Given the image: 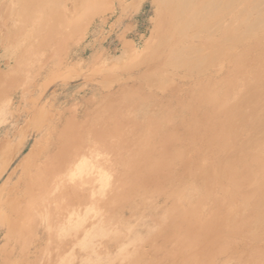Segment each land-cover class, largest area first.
I'll return each mask as SVG.
<instances>
[{"label":"rangeland","instance_id":"374dc122","mask_svg":"<svg viewBox=\"0 0 264 264\" xmlns=\"http://www.w3.org/2000/svg\"><path fill=\"white\" fill-rule=\"evenodd\" d=\"M60 1L65 5L63 4V6ZM60 1L48 0L47 2L44 0L43 4L46 5L44 6L46 8L50 7L53 15H50L51 18L48 19L44 17V19H42V25L39 23V25L36 24L38 27H34L35 24H32L33 21H30L29 18L26 17L27 15L25 18L21 15V21L24 19V22H26L24 23L22 21L20 24L22 26L13 27V30H11L10 27L11 25H15L17 20L15 21L13 17L10 18L7 16L9 5L12 4L10 3L11 0L0 1V13L3 14L2 16L0 14V23L2 24V26H0V264H128L132 263L131 259H129L131 257H133L132 261L134 262L132 264H139V262L140 264H144L145 262V264H148L149 260V264H264V187H261L264 186V167L262 168V166H264V42L262 41L264 40V29H261V27L264 28V0H261L263 4L261 9L262 13L260 14H252V12L247 14V11H244V9H247L250 5L248 3H254L255 0H245L246 2L244 0H239V2L236 0L235 5L231 3L230 0H218L216 3L212 1L218 6L216 10L211 9L212 11L210 10L209 14L206 13V11L198 12L197 14L191 13L192 20L187 16L190 15L188 12L191 10L188 11L187 8L186 13V11L184 12L185 9L183 12H180L178 8L176 9L173 7L175 8L173 10L174 12L178 13L179 11L181 16H185L183 17L186 18L188 24L190 20L193 22L189 25L190 27L192 26L191 28L196 26L192 25L195 22L199 21L200 24L203 21L205 22L202 24L206 25V28L202 26V31H197L198 33L192 32L189 29L185 30L186 32L181 31V33H185L184 35L179 33H176L177 35H171L169 32L167 33L169 30L156 33L159 32L160 28L165 30V26L170 22H167L165 18H160V15L164 17L165 13L164 8L161 7L162 0H158L159 5L157 3L155 4L154 0H101V2L103 1L105 4L103 2L101 3L100 0H93L91 3L90 0H86L87 2L84 0L85 7L82 6L83 0H78V2L77 0ZM97 1L99 3H97ZM257 1L259 0H256V2ZM4 3L5 5H3ZM85 3L87 4L85 5ZM93 4L102 12H100V10L97 11L95 7V9L92 8L94 6ZM15 8H17V6ZM57 9L59 10V14ZM169 9L171 10V8ZM169 9L168 11L170 13ZM93 10L97 12L95 13ZM173 11L171 12L173 13ZM62 12V16H65V20L63 18L60 20L64 21V25L58 23L60 13ZM68 15L70 19L66 18ZM199 15L202 16L200 17ZM206 16L209 19H207ZM53 17H56L57 20L53 19ZM183 17L181 18L184 19ZM166 18L170 20V17ZM181 18L178 21L182 22L183 20H181ZM160 20L165 21L161 23ZM27 21L30 24L27 23ZM67 21L69 22L67 23ZM4 22H6V24H4ZM83 24L86 26H83ZM257 24H259V26ZM247 26L250 27L249 30ZM71 27L74 29L72 30ZM24 28L27 32L26 36H30L28 38L24 37L25 41L20 45L19 39L16 40V37L22 36L25 31ZM54 28L62 29L60 31H55ZM67 32H69L68 36L64 39ZM150 32H153L155 35ZM193 33L196 34L195 38L193 37ZM151 34L152 36H150ZM32 36L34 37L32 38ZM42 36H44V38ZM45 36L48 38H45ZM185 36H187V39ZM77 37H79V40ZM161 37H166V40L162 41V46L159 44L158 47L160 49L158 50L156 45H158V41L161 40ZM45 39L48 41L46 42ZM190 40L195 43L191 50L186 46H191L189 45L192 43ZM31 41L34 42L31 43ZM38 41H40V43ZM253 41L256 45L253 44ZM52 42L54 43L52 44ZM213 44L214 46H212ZM248 45H250V47ZM32 47H35L33 51ZM168 47H170V49H168ZM37 50L38 52L36 53ZM41 51L44 53L42 52L41 54ZM56 51H58V53ZM206 52L208 53L206 54ZM254 52H257L258 58L257 56L255 57L256 54ZM253 53L255 55H253ZM259 53H261L260 55L262 56H260ZM197 54L202 58L197 56ZM237 55H241L242 58ZM235 56L237 57L235 58ZM245 56L248 57L245 58ZM195 57L200 60H198V65L194 70L188 67L192 61L196 60ZM233 58H235V60ZM236 59H240L248 65H244L240 60V62L238 61L237 63ZM21 64L23 66H21ZM254 64L255 67L253 66ZM232 65L235 66L233 67ZM117 67L119 68L116 69ZM250 67L252 68L251 71H249ZM238 68L240 70H238ZM258 68L261 70L260 72ZM254 72H256L255 74L258 73L260 76L253 74ZM235 79H239V81ZM240 79L242 80L240 81ZM235 82H238V84H236L237 86H235L237 88L234 87L235 84L233 83ZM241 82L243 83L241 84ZM135 84L137 87H134L136 86ZM230 85L235 88V90H233L234 92H240L239 94L235 92L236 95L234 94V97H232V99L236 101L237 108H226L223 105H216V101L212 99L214 97H210L212 90L216 89L213 92L216 94L215 91H218V87L226 89L225 87ZM160 86L163 87V89ZM172 88H174L173 90L177 89L179 93L178 99L172 98L174 102L169 98L170 96H168V91ZM236 89H239V92ZM126 90L131 93L133 92V94L130 95L126 93ZM206 90H209V94ZM123 96L124 98L122 99ZM125 96H128V98ZM131 98H133V100ZM150 98H152L151 101ZM138 99H148L151 105L156 103L158 107L170 110L169 113L171 115L166 113L168 119L164 123L167 126L165 128L167 132L163 133L159 131V133H156L157 131H155L150 135L151 139H146V141L141 140L142 142L137 141L139 138H137V131L139 130L137 129L138 126L135 125V127L134 124H137L138 120L136 122L134 119L135 122L133 121L134 123H132V118L135 117L132 113L133 111L131 112L129 108L127 110L130 114L128 113L127 116L125 113L127 114V105ZM121 100L124 101L121 102ZM176 104L179 105L177 106ZM180 106L185 109V113L183 111H181V114L175 113ZM104 109L105 114H103ZM207 112L208 114H206ZM98 113L101 114L96 115ZM121 113L122 115L124 113L122 118ZM104 117L107 118V120H105ZM96 119L97 125L99 124L100 126L96 125L94 121ZM102 119L105 121H101ZM113 119L119 124L114 121L111 123ZM123 119L125 120L123 121ZM68 120L71 121L69 122ZM72 120L78 123L75 124ZM170 120H172L171 125L167 123ZM81 121H85V125ZM221 121L225 122L223 123ZM80 122L82 126L79 125ZM91 122H93L95 126H92L93 123ZM193 122L195 123L193 124ZM152 123L149 124L151 132L154 130V124ZM185 123L188 124V130L185 128L187 125ZM210 123L213 124L210 125ZM71 124L72 126L70 128L69 125ZM138 124L140 125L141 123L139 122ZM223 124L225 126H223ZM115 125H120L121 128ZM204 125H206V128ZM88 126H92V130L94 129L93 131L97 129L98 131L93 132L91 130V136L88 135L90 138L87 137L88 140L84 139V143L79 139H82V134L83 132L85 133L84 129ZM124 126L126 127L124 128ZM127 126H132L134 131L130 128H128L130 129L128 131ZM75 127L76 130H74ZM82 127L84 128L81 129ZM110 127L112 129H109ZM62 128L66 130H62ZM208 128L213 130H210V132H215L213 133L214 135L212 132H209ZM217 128L220 130L222 129V133ZM194 129H196V131L198 130V132ZM227 129L230 130L227 131ZM224 130L227 131L226 134L231 132L232 135L228 133L229 137H226V134H223ZM170 131H173V133ZM120 132L122 134L118 137ZM96 133L102 135L101 137L103 138L105 137V140L101 138L102 141H104L102 145L98 143L100 141L97 139ZM174 133L177 135H174ZM203 134L206 135L204 136ZM216 134H218V136H215ZM182 135H184V137ZM64 136L68 137V143L65 147L62 141ZM114 136L120 139H116ZM176 136L178 137L176 138ZM181 136L182 138H180ZM95 137L97 138L95 139ZM88 141L90 144L87 143ZM108 141H110V143ZM224 141H226L227 144ZM234 141H236V144H233ZM188 142L191 144H188ZM70 143H72V145ZM116 143L119 145L122 144V146L117 144L116 147ZM241 143L245 144V146ZM103 144H105L104 147ZM113 144H115V147ZM223 144L224 146H222ZM257 144L259 146H257ZM58 145L61 146L59 147ZM106 145L110 146L108 147ZM233 145L236 147L237 151H233V149H235ZM96 146H99V148ZM107 147L108 149L114 147L117 153L115 150L116 154L113 153V155L112 149L114 148L109 149L112 150L109 151L108 149H104ZM179 147L180 149H178ZM135 148L136 150H134ZM176 148L180 151H174V153L173 150H176ZM239 148L242 149V151H240ZM88 149L92 154H90ZM103 149L108 151L105 152ZM243 149H245V151H243ZM123 150L125 152H123ZM140 150H143L142 153H140ZM152 150L154 152H152ZM207 150L210 152H207ZM126 151H128V154L131 153V156H129L130 154L128 155ZM73 152L75 154L74 159H72L73 162L72 160H66L67 162L64 161L62 166H67L69 162H72L70 165L73 164V166L71 165L70 168L73 169L74 165L79 163L82 159H86L88 163L94 165V167H92L95 169H92L97 175H95V172L90 168L86 173H77L73 178L70 176L65 178L66 176H63L62 178L65 179L60 181L56 174L59 176L65 173L60 169V171H62L61 174L57 173L60 171H54L55 174L52 170L54 169L53 164L56 163V165H58L62 161L61 159L64 158L63 155L69 157ZM228 152L230 153L228 154ZM54 153L56 155L58 154L56 157L59 158L57 159L59 161L52 160L51 155H54ZM173 153L174 155H172ZM251 153L252 155H250ZM132 154H136L135 157ZM254 154H257V157H255ZM116 155L119 157L121 156V158H117ZM227 157L229 158L228 160L232 161L229 162ZM219 158L220 160H218ZM248 159L250 160L248 161ZM258 160L262 165H260ZM118 161H120V163ZM114 162L117 163V165H115L116 167L113 166ZM154 162L158 165H153ZM110 163L111 165H109ZM240 163L242 164L239 165ZM135 164L136 166H134ZM245 164L246 167L244 166ZM123 165L126 166L124 167ZM47 166H50L49 169H46ZM109 167L111 169H109ZM139 167H142L141 170H139ZM145 167H147L149 171L146 170ZM227 168H231L233 172ZM101 169H103L104 172L108 171V173H105L107 177L103 185H101L98 179L99 172L97 170ZM48 170L53 173L51 172L50 175ZM109 170H111V172ZM181 170L184 171L182 172ZM253 170H257L258 172L254 173ZM44 172L47 173V176L49 175V178L45 179L47 176ZM248 172H251V174ZM52 175L53 177L51 178ZM228 175L230 177H228ZM60 177L61 176H59V178ZM241 177H243V179ZM66 179L69 183L71 182L72 185L76 182L77 185L80 186L72 188L71 184L68 183L69 185H67V183H65ZM50 180L51 182H49ZM57 180H59L61 184L57 183ZM184 180L187 181V183L184 182ZM109 181H111L110 185ZM97 182H99L101 187L97 185ZM62 183H64L65 186ZM185 183L191 185L192 189H197L196 192L195 190H190L189 192L182 191L184 190L182 187ZM38 184L40 186H38ZM51 188L54 190H51ZM93 191L98 192V194H94ZM250 191L252 192L250 193ZM62 192H64V194ZM186 193L191 195L189 196ZM31 194L33 195L30 196ZM34 194H38V197ZM39 195L40 197L42 196V198H39ZM44 195H47L46 198ZM242 195L244 197H242ZM25 197L28 199V202L30 199L29 205L27 202L28 207L30 203L31 205L33 203V207H29L28 210L23 209V207L27 208V206L24 204H22V206L20 204L26 203L27 199ZM56 197L59 199L62 198V201L58 198L56 199ZM38 199H41V201H38ZM186 199H191V202ZM33 200L36 201L35 205V201ZM182 201L186 202L182 203ZM250 201L252 204H250ZM62 202H65V204ZM18 204H20V206ZM46 206H48V208ZM34 207L35 209H33ZM19 212L20 214L16 215ZM27 212L29 214H27ZM215 213L218 215H215ZM8 217L9 219L12 217L10 221ZM175 217L176 219H173ZM71 218H73L74 222H72L73 220H69ZM77 220L79 221L77 222ZM6 221H9V223ZM174 223L175 225H173ZM86 231H88V234ZM71 236L74 237V239H72ZM75 239L80 241L77 242ZM157 245L162 247L160 248ZM150 246H152V248ZM156 250L158 252H155ZM126 258H128L129 261ZM142 261L143 263H141Z\"/></svg>","mask_w":264,"mask_h":264},{"label":"bare ground","instance_id":"6f19581e","mask_svg":"<svg viewBox=\"0 0 264 264\" xmlns=\"http://www.w3.org/2000/svg\"><path fill=\"white\" fill-rule=\"evenodd\" d=\"M0 1H2V0H0ZM47 2H48V0H46ZM51 1V0H50ZM60 1V0H59ZM64 1V0H63ZM68 1V0H67ZM73 1V0H72ZM76 1V0H75ZM82 1V0H81ZM86 1V0H85ZM93 0H90V3L92 2ZM106 1V0H105ZM119 1V0H118ZM159 1H161V0H159ZM212 1H214L215 3L216 2H218V0H162V2H161V7L162 8H164V10H165V13H164V17H161V15H160V18H165L166 20H167V22L168 21H170L169 23H167V27L165 26V30L163 29V28H160V30H159V32H156V33H160V32H163V31H167V30H169V31H167V33L169 32V34H171V35H175L176 33H179V34H185V33H181V31L183 32H186L185 30H190V31H192V32H196V33H198L197 31H202L201 29L203 28L202 26H205V28H206V25H203L202 23L200 24L199 23V21L198 22H195L194 24H192V25H196L194 28H191L189 25L191 24V23H193L191 20V16H192V14L191 13H198V12H202V11H206V13H208L209 14V11L211 10V9H213V10H216L217 9V7L218 6H216V4H214ZM220 1V0H219ZM238 2H239V0H237ZM245 1V0H244ZM248 1V0H247ZM52 2H54V1H52ZM61 2V1H60ZM77 2H78V0H77ZM87 2V1H86ZM100 2H101V0H100ZM103 2V1H102ZM101 2V3H102ZM154 2H155V4L157 3L158 5H159V3H158V0H154ZM230 2L231 3H234V5H235V2H236V0H230ZM246 2V1H245ZM253 2V1H252ZM10 3H12V4H10L9 5V11H8V14H7V16L8 17H10V18H14V20L16 21V24L15 25H11V27H10V29L11 30H13V27L15 28V27H19V26H22V25H20L21 24V22L23 21L24 22V19L21 21V15H23V17L25 18V16L26 17H28L29 18V20L30 21H33L32 22V24H35V26L34 27H38V25H39V23L41 24L42 23V19H44V17L46 18V19H48V18H51V16L50 15H53L52 14V9L50 8V7H48V8H46L45 6V4H43L44 3V0H11V2ZM73 3H75V4H77L76 2H73ZM97 3H99L98 1H97ZM104 3V2H103ZM120 3V2H119ZM47 4H49V3H47ZM57 4V3H56ZM61 4H62V2H61ZM64 4V3H63ZM62 4V5H63ZM83 5L82 6H84V0H83V3H82ZM87 3H85V5H86ZM105 4V3H104ZM107 4V3H106ZM111 4V3H110ZM248 4H250L249 6H248V8L246 9H244V11L246 10L247 12V14L248 13H251L252 12V14L254 13H256V14H260V13H262V4H263V2L261 1V0H259V1H257L256 2V0H255V2L254 3H248ZM3 5H5V3L3 4ZM3 5H2V7H3ZM7 5V4H6ZM45 5V6H44ZM60 5V4H59ZM65 5V4H64ZM63 5V6H64ZM69 5H71V4H69ZM94 5V4H93ZM220 5V4H219ZM230 5V4H229ZM17 6V8H15ZM101 6V5H100ZM126 6V5H125ZM231 6V5H230ZM246 6H247V4H246ZM70 7V6H69ZM78 7H79V5H78ZM85 7V6H84ZM90 7H91V5H90ZM96 8L97 9V7H96V5H94L92 8ZM160 7V8H161ZM173 7H175L176 9L178 8L179 10H180V12H183V10H184V12L187 10V8H188V11L189 10H191V11H189L188 13H190V15H187V16H189L190 17V23L188 24V21H186V18H184L183 16H181V14L179 13V11H178V13L177 12H174L173 10L175 9V8H173ZM5 8V7H4ZM55 8V7H54ZM64 8V7H63ZM94 8V9H95ZM100 8V7H99ZM123 8V7H122ZM160 8H159V10H160ZM169 8H171V10L169 9ZM231 8V7H230ZM264 8V7H263ZM73 9V8H72ZM82 9V8H81ZM168 9L170 10V13H169V11H168ZM233 9V8H232ZM1 10V9H0ZM58 10V9H57ZM62 10V9H61ZM90 10V9H89ZM92 10V9H91ZM100 9H97V11H99ZM6 11V10H5ZM56 11V10H55ZM81 11V10H80ZM94 11V10H93ZM96 11V12H97ZM171 11H173V13L171 12ZM212 11V10H211ZM230 11H231V9H230ZM258 11H260V12H258ZM77 12V11H76ZM95 12V11H94ZM93 12V13H94ZM95 12V13H96ZM100 12H102L101 10H100ZM162 12H163V10H162ZM95 13H94V15H95ZM158 13H159V11H158ZM186 13H187V11H186ZM234 13V12H233ZM264 13V12H263ZM1 14V16L3 15L2 13H0ZM58 14H59V10H58ZM62 14H63V12L62 13H60V17H59V20L60 19H64L65 20V16H62ZM162 14V13H161ZM185 14V13H184ZM204 14V13H203ZM244 14V13H243ZM5 15V14H4ZM56 15V14H55ZM65 15V14H64ZM85 15V14H84ZM87 15V14H86ZM158 15V14H157ZM163 15V14H162ZM207 15V14H206ZM198 16V15H197ZM200 16V15H199ZM202 16V15H201ZM200 16V17H201ZM213 16V15H212ZM242 16V15H241ZM241 16H240V18H241ZM244 16H245V14H244ZM243 16V17H244ZM257 16V15H256ZM259 16H261V15H259ZM82 17V16H81ZM166 17H170L169 19L170 20H168ZM181 17H183L184 19H185V21H184V19H182ZM207 17V16H206ZM242 17V18H243ZM249 17V16H248ZM27 18V19H28ZM66 18H69V15H68V17H66ZM181 18V20H183L182 22L181 21H178L179 19ZM193 18V17H192ZM212 18V17H211ZM210 18V19H211ZM253 18H256V17H253ZM1 19V18H0ZM27 19H25V20H27ZM33 19V20H32ZM53 19H56L57 20V18L55 17H53ZM70 19V18H69ZM85 19V18H84ZM200 19V18H199ZM207 19H209L208 17H207ZM206 19V20H207ZM251 19V18H250ZM250 19H248V20H250ZM263 19V18H262ZM3 20V19H2ZM55 20V21H56ZM58 20V23L59 24H61L62 23V25H64L63 23H64V21L63 20H60L59 21ZM68 20V19H67ZM86 20V19H85ZM88 20H90V19H88ZM197 20V19H196ZM204 20V19H203ZM213 20V19H212ZM237 20H238V17H237ZM245 20H247V19H245ZM261 20V19H260ZM259 20V21H260ZM6 21V20H5ZM54 21V22H55ZM63 21V22H62ZM69 21H71V20H69ZM69 21H67V23L69 22ZM161 21V23L163 22V21H165V20H160ZM243 21V20H242ZM258 21V22H259ZM262 21V20H261ZM26 22V21H25ZM24 22V23H25ZM75 22V21H74ZM201 22V21H200ZM212 22H214V21H212ZM255 22H257V21H255ZM27 23H29L28 21H27ZM57 23V24H58ZM66 23V24H67ZM72 23V22H71ZM79 23V22H78ZM81 23V22H80ZM211 23V22H210ZM245 23V22H244ZM246 23H248V22H246ZM262 23V22H261ZM1 24V23H0ZM4 24H6V22H4ZM30 24V23H29ZM36 24H38L37 26H36ZM56 24V23H55ZM54 24V25H55ZM160 24V23H159ZM158 24V25H159ZM165 24V23H164ZM208 24V23H207ZM237 24V23H236ZM27 25V24H26ZM42 25V24H41ZM40 25V26H41ZM47 25V24H46ZM61 25V26H62ZM75 25V24H74ZM73 25V26H74ZM81 25V24H80ZM157 25V26H158ZM258 26H259V24H257ZM262 25V24H261ZM0 26H2V24L0 25ZM23 26H24V24H23ZM44 26V25H43ZM60 26V27H61ZM68 26H69V24H68ZM79 26V25H78ZM83 26H86V25H84L83 24ZM127 26V25H126ZM155 26V25H154ZM188 26H189V28H188ZM215 26V25H214ZM241 26V25H240ZM254 26V25H253ZM264 26V25H263ZM26 27V26H25ZM75 27V26H74ZM160 27V26H159ZM242 27V26H241ZM248 27V26H247ZM33 28V27H32ZM56 28V27H55ZM54 28V29H55ZM63 28V27H62ZM61 28V29H62ZM80 28H82V27H80ZM155 28H156V26H155ZM254 28V27H253ZM17 29V28H16ZM61 29H55V31L56 30H61ZM71 29L73 30L74 28H72L71 27ZM154 29V28H153ZM163 29V30H162ZM227 29V28H226ZM248 30L250 29V27H248L247 28ZM246 29V30H247ZM261 29H264L263 27H261ZM22 30H23V27H22ZM24 30H25V28H24ZM43 30V29H42ZM69 30V29H68ZM67 30V31H68ZM76 30V29H75ZM222 30V29H221ZM220 30V31H221ZM247 30V31H248ZM257 30V29H256ZM258 30H259V28H258ZM48 31V30H47ZM70 31V30H69ZM82 31V30H81ZM219 31V32H220ZM247 31H246V33H247ZM4 32V31H3ZM24 32H25V34H24ZM23 32V34H22V36L21 37H16V40L17 39H19V43H20V45L22 44V42L23 41H25V39H24V37H27L26 35H27V32H26V30ZM35 32V31H34ZM44 32V31H43ZM49 32H50V30H49ZM54 32V31H53ZM64 32H66V31H64ZM76 32V31H75ZM175 32V33H174ZM192 32H191V34H192ZM258 32V31H257ZM262 32V31H261ZM16 33H17V31H16ZM20 33V32H19ZM68 33L69 32H67L66 34L67 35H65L64 36V39L65 38H67L66 36H68ZM150 33H153V32H150ZM264 33V32H263ZM30 34V33H29ZM28 34V35H29ZM51 34H52V32H51ZM56 34H58V33H56ZM61 34V33H60ZM72 34V33H71ZM70 34V35H71ZM154 34V33H153ZM227 34V33H226ZM255 34H256V32H255ZM12 35H14V34H12ZM41 35V34H40ZM46 35V34H45ZM47 35H48V33H47ZM69 35V36H70ZM79 35V34H78ZM155 35V34H154ZM177 35V34H176ZM180 35V36H181ZM188 35V34H187ZM193 37L195 38V33H193ZM30 36V35H29ZM28 36V37H29ZM49 36V35H48ZM61 36H62V34H61ZM80 36V35H79ZM150 36H152V34L150 35ZM214 36V35H213ZM256 36V35H255ZM258 36V35H257ZM264 36V35H263ZM6 37V36H5ZM14 37V36H13ZM27 37V38H28ZM34 36H32V38H33ZM43 38H44V36H42ZM41 37V38H42ZM47 36H45V38H46ZM148 37V36H147ZM154 37V36H153ZM177 37V36H176ZM179 37V36H178ZM183 37V36H182ZM186 37V39H187V36H185ZM192 37V38H193ZM9 38H10V36H9ZM48 38V37H47ZM79 37H77V39H78ZM158 38V37H157ZM166 38V37H165ZM164 37H161L160 39L161 40H159L158 41V45H156V47H158L159 46V44L161 45L162 44V41L164 40H166ZM213 38V37H212ZM261 38V37H260ZM263 38V37H262ZM38 39V38H37ZM76 39V38H75ZM75 39H74V41H75ZM76 39V40H77ZM168 39V38H167ZM189 39H190V36H189ZM214 39V38H213ZM220 39H221V37H220ZM256 39H259V38H256ZM46 40V39H45ZM67 40V39H66ZM79 40V39H78ZM155 40H156V37H155ZM170 40V39H169ZM212 40V39H211ZM216 40V39H215ZM253 40V39H252ZM260 40V39H259ZM4 41V40H3ZM2 41V42H3ZM6 41V40H5ZM12 41V40H11ZM10 41V42H11ZM27 41V40H26ZM48 40H46V42H47ZM53 41V40H52ZM55 41V40H54ZM187 41V40H186ZM191 41V40H190ZM263 42H264V40H262ZM34 42V41H33ZM32 41H31V43H33ZM39 43H40V41H38ZM37 42V43H38ZM42 42V41H41ZM147 42H149V41H147ZM192 43L191 44H189V45H191V46H188V45H186L187 46V48H189V50H191V49H193V45L195 44V43H193V41H191ZM213 42H214V40H213ZM224 42V41H223ZM251 42V41H250ZM257 42V41H256ZM260 42V41H259ZM262 42V43H263ZM19 43H17V44H19ZM24 43V42H23ZM38 43V44H39ZM54 42H52V44H53ZM73 43H75V42H73ZM152 43V42H151ZM154 43V42H153ZM199 43V42H198ZM212 43V42H211ZM219 43V42H218ZM258 43V42H257ZM44 44H45V42H44ZM146 44V43H145ZM197 44V43H196ZM209 44V43H208ZM253 44H255L254 43V41H253ZM11 45V44H10ZM163 45V44H162ZM161 45V46H162ZM256 45V44H255ZM31 46H32V44H31ZM52 46V45H51ZM56 46V45H55ZM154 46V45H153ZM212 46H214V44L212 45ZM249 47H250V45H248ZM19 47V46H18ZM36 47V46H35ZM34 47V48H35ZM39 47V46H38ZM37 47V48H38ZM53 47V46H52ZM143 47H145V46H143ZM192 47V48H191ZM259 47V46H258ZM25 48V47H24ZM28 48V47H27ZM33 48V47H32ZM34 48L32 49V51L34 50ZM152 48V47H151ZM173 48H174V46H173ZM177 48V47H176ZM246 48V47H245ZM253 48H254V45H253ZM257 48V47H256ZM26 49V48H25ZM29 49V48H28ZM55 49V48H54ZM160 48L158 47V50H159ZM168 49H170V47H168ZM211 49V48H210ZM27 50V49H26ZM30 50H31V48H30ZM36 50V49H35ZM60 50V49H59ZM148 50V49H147ZM157 50V49H156ZM162 50V49H161ZM173 50V49H172ZM246 50V49H245ZM247 50H248V48H247ZM246 50V51H247ZM254 50H255V48H254ZM257 50V49H256ZM149 51V50H148ZM153 51V50H152ZM207 51V50H206ZM249 51V50H248ZM253 51V50H252ZM25 52V51H24ZM38 52V50L36 51V53ZM42 52L43 51H41V54H42ZM48 52V51H47ZM57 53H58V51H56ZM167 52H169V51H167ZM23 53V52H22ZM32 53V52H31ZM30 53V54H31ZM44 53V52H43ZM50 53V52H49ZM141 53V52H140ZM139 53V54H140ZM165 53V52H164ZM171 53V52H170ZM208 52H206V54H207ZM225 53V52H224ZM243 53V52H242ZM241 53V54H242ZM256 55H255V54ZM253 53V55H255V57L257 56V52H254ZM24 54V53H23ZM27 54V53H26ZM151 54V53H150ZM161 54V53H160ZM261 53H259V55H260ZM263 54V53H262ZM29 55V54H28ZM167 55H168V53H167ZM212 55V54H211ZM213 55H215V54H213ZM222 55V54H221ZM34 56V55H33ZM154 56V55H153ZM197 56H200L199 54H197ZM224 56H225V54H224ZM237 56H241V55H237ZM237 56H235V58L237 57ZM260 56H262V55H260ZM39 57V56H38ZM57 57V56H56ZM201 57V56H200ZM246 57H248V56H245V58ZM250 57V56H249ZM259 56H257V58H258ZM54 58V57H53ZM160 58V57H159ZM167 58V57H166ZM168 58H169V56H168ZM196 58V57H195ZM202 58V57H201ZM222 58V57H221ZM220 58V59H221ZM225 58V57H224ZM235 58H233L234 60H235ZM241 58H242V56H241ZM251 58V57H250ZM17 59V58H16ZM21 59V58H20ZM30 59V58H29ZM34 59H36V58H34ZM51 59V58H50ZM140 59V58H139ZM232 59V60H233ZM252 59V58H251ZM253 59H255V58H253ZM260 59V58H259ZM259 59H257V60H259ZM38 60H39V58H38ZM144 60V59H143ZM153 60V59H152ZM198 60H200L199 58H196V60H194V61H192L191 62V64H190V66L188 67V68H190V69H196V67H197V63L199 62ZM202 60V59H201ZM232 60H230V61H232ZM233 60V61H234ZM237 60V63H238V61L240 60V59H236ZM248 60V59H247ZM140 61V60H139ZM163 61H165V60H163ZM166 61H167V59H166ZM224 61V60H223ZM232 61V62H233ZM241 61V60H240ZM239 61V62H240ZM263 61V60H262ZM38 62V61H37ZM145 62V61H144ZM243 61H241V63H242ZM141 63H142V61H141ZM149 63V62H148ZM166 63V62H165ZM164 63V64H165ZM233 63H235V62H233ZM244 63V62H243ZM17 64H19V63H17ZM54 64V63H53ZM136 64V63H135ZM139 64V63H138ZM236 64V63H235ZM250 64H251V62H250ZM250 64H249V66H250ZM263 64H264V62H263ZM141 65V64H140ZM146 65V64H145ZM158 65V64H157ZM239 66H241L240 64H238ZM244 65H248L247 63H244ZM252 65V64H251ZM260 65H262V64H260ZM21 66H23L22 64H21ZM233 66V65H232ZM232 66H231V68H232ZM235 66V65H234ZM233 66V67H234ZM238 66V67H239ZM254 67H255V64L253 65ZM252 66V67H253ZM18 67V66H17ZM100 67V66H99ZM147 67V66H146ZM153 67V66H152ZM163 67V66H162ZM170 67V66H169ZM257 67V66H256ZM119 67H117L116 69H118ZM148 68V67H147ZM247 68V67H246ZM18 69H21V68H18ZM17 69V70H18ZM146 69V68H145ZM144 69V70H145ZM150 69V68H149ZM154 69V68H153ZM161 69V68H160ZM185 69V68H184ZM198 69V68H197ZM230 69V68H229ZM228 69V70H229ZM251 67L249 68V71H251ZM256 69V68H255ZM262 69H263V67H262ZM22 70V69H21ZM49 70V69H48ZM121 70V69H120ZM158 70V69H157ZM164 70H165V67H164ZM236 70V69H235ZM238 70H240L239 68H238ZM257 70V69H256ZM258 70H259V68H258ZM230 71V70H229ZM232 71V70H231ZM234 71V70H233ZM241 71H242V69H241ZM246 71V70H245ZM261 70H259V72H260ZM7 72H9V71H7ZM23 72V71H22ZM28 72V71H27ZM158 72H159V70H158ZM257 72V71H256ZM256 72H254L253 74H255ZM263 72V71H262ZM33 73V72H32ZM168 73V72H167ZM183 73V72H182ZM233 73H235V72H233ZM245 73V72H244ZM247 73H249V72H247ZM9 74H11V73H9ZM38 74V73H37ZM144 74H147V73H144ZM159 74V73H158ZM205 74V73H204ZM203 74V75H204ZM252 74V73H251ZM252 74V75H253ZM163 75H164V73H163ZM235 75V74H234ZM238 75V74H237ZM246 75V74H245ZM255 75H259L258 73L257 74H255ZM254 75V76H255ZM155 76V75H154ZM153 76V77H154ZM157 76V75H156ZM260 76V75H259ZM258 76V77H259ZM10 77V76H9ZM51 77V76H50ZM129 77V76H128ZM132 77V76H131ZM180 77H182V76H180ZM179 77V78H180ZM232 77V76H231ZM234 77V76H233ZM251 77V76H250ZM257 77V78H258ZM28 78V77H27ZM145 78V77H144ZM152 78V77H151ZM191 78V77H190ZM206 78H208V77H206ZM227 78H230V77H227ZM246 78H247V75H246ZM251 78H253V77H251ZM7 79V78H6ZM14 79V78H13ZM20 79H21V77H20ZM243 79V78H242ZM242 79H240V81L242 80ZM4 80V79H3ZM25 80V79H24ZM147 80V79H146ZM156 80V79H155ZM221 80V79H220ZM234 80V79H233ZM235 80H237V79H235ZM253 80H255L254 78H253ZM14 81V80H13ZM134 81V80H133ZM152 81H153V79H152ZM162 81V80H161ZM169 81V80H168ZM167 81V82H168ZM237 81H239V79L237 80ZM247 81H248V79H247ZM4 82V81H3ZM9 82V81H8ZM25 82V81H24ZM27 82V81H26ZM145 82V81H144ZM171 82V81H170ZM230 82V81H229ZM23 83V82H22ZM111 83V82H110ZM205 83V82H204ZM243 82H241V84H242ZM14 84H16V83H14ZM165 84V83H164ZM207 84V83H206ZM233 84H235L234 85V87L235 86H237L236 84H238V82L236 83H233ZM233 84H231V85H233ZM240 84V85H241ZM129 85V84H128ZM136 85V84H135ZM141 85V84H140ZM147 85H148V83H147ZM200 85V84H199ZM211 85V84H210ZM209 85V86H210ZM227 86V87H225L226 89H223L222 87H218V91H215L216 92V94L215 93H213L214 92V90H216V89H214V88H212V89H214V90H212V92L211 93H213V94H211L210 93V97H214V98H212L213 99V101H216V105H223V106H225L226 108H237V104H236V101H234V99H232V97H234V94H235V92L233 91V90H235V88H237V87H235V88H233L232 86ZM244 85V84H243ZM152 86V85H151ZM162 86H163V84H162ZM208 86V87H209ZM212 86V85H211ZM210 86V87H211ZM134 87H137V85L136 86H134ZM139 87V86H138ZM149 87V86H148ZM161 87V86H160ZM193 87V86H192ZM13 88V87H12ZM157 88V87H156ZM162 89H163V87H161ZM165 88V87H164ZM217 88V87H216ZM238 88H239V85H238ZM241 88V87H240ZM9 89V88H8ZM131 89V88H130ZM133 89V88H132ZM151 89V88H150ZM161 89V90H162ZM174 88H172L171 90H169L168 91V96H170L169 98H174V99H178V97H179V93H178V91H177V89L176 90H173ZM206 89V88H205ZM210 89V88H209ZM245 89V88H244ZM149 90V89H148ZM174 92H173V91ZM202 90V89H201ZM211 90V89H210ZM238 92H239V89H236ZM241 90V89H240ZM243 90V89H242ZM1 91V90H0ZM127 91V90H126ZM185 91V90H184ZM204 91V90H203ZM207 91V90H206ZM209 91V90H208ZM207 91V92H208ZM150 92V91H149ZM181 92V91H180ZM207 92H206V94H207ZM231 92V93H230ZM125 93V92H124ZM126 93H129L130 95H132L133 94V92L131 93V92H126ZM140 93V92H139ZM138 93V94H139ZM186 93V92H185ZM189 93V92H188ZM240 93V92H239ZM239 93H237L236 92V94H239ZM3 94H6V93H3ZM134 94H136V93H134ZM151 94V93H150ZM208 94H209V92H208ZM235 94V95H236ZM121 95V94H120ZM148 95V94H147ZM202 95V94H201ZM8 96V95H7ZM144 96V95H143ZM177 96V97H176ZM198 96V95H197ZM208 96V95H207ZM244 96V95H243ZM126 97V96H125ZM164 97V96H163ZM165 97H166V95H165ZM181 97V96H180ZM202 97V96H201ZM124 98V96L122 97V99ZM126 98H128V96L126 97ZM167 98V97H166ZM205 98V97H204ZM203 98V99H204ZM236 98H237V96H236ZM10 99V98H9ZM132 100H133V98H131ZM131 99H129V100H131ZM151 99L152 98H150V101H151ZM189 99V98H188ZM211 99V100H212ZM215 99V100H214ZM4 100V99H3ZM119 100V99H118ZM125 100H127V99H125ZM159 100V99H158ZM173 100V99H172ZM171 100V101H172ZM190 100V99H189ZM188 100V101H189ZM210 100V99H209ZM237 100V99H236ZM110 101V100H109ZM124 101V100H123ZM122 100H121V102H123ZM149 101V102H150ZM3 102V101H2ZM113 102V101H112ZM117 102V101H116ZM120 102V103H121ZM149 102H148V99H138V100H136V101H133V102H131L130 104H128L127 105V108H126V110L129 108L130 110H131V112L134 114V117L135 118H132L133 120H132V123H134L135 121H134V119L136 120V122H137V120H138V122H137V124H134V126L135 125H137L138 126V130L139 131H137V141L138 142H142L143 140H145L146 141V139L148 140L149 138H150V135L151 134H153L155 131H157L156 133H159V131H161V132H167V131H165V128L167 127L166 126V124H164L165 122H166V120L168 119V115H166V113H169V111L170 110H168V109H162V107L160 108V107H158V104L156 105V103L154 104V105H151V102H150V105H149ZM155 102H160V101H155ZM173 102H174V100H173ZM200 102V101H199ZM209 102V101H208ZM239 102V101H238ZM237 102V103H238ZM164 103V102H163ZM168 103V102H167ZM175 103H177V102H175ZM215 103V102H214ZM218 103V104H217ZM242 103V102H241ZM122 104V103H121ZM121 104H119V105H121ZM124 105H126L125 103H123ZM161 104V103H160ZM180 104V103H179ZM178 104V105H179ZM208 104V103H207ZM212 104V103H211ZM108 105V104H107ZM106 105V106H107ZM177 105V104H176ZM177 105V106H178ZM192 105V104H191ZM103 106V105H102ZM105 106V107H106ZM182 106V105H181ZM181 106L177 109V112H175V113H177V114H181V111H183L184 113H185V109L184 108H181ZM211 106H213V105H211ZM104 107V108H105ZM126 107V106H125ZM173 107H175V106H173ZM184 107V106H183ZM214 107V106H213ZM122 108V107H121ZM186 108H187V106H186ZM212 108V107H211ZM220 108V107H219ZM222 108V107H221ZM123 109V108H122ZM218 109V108H217ZM107 110V109H106ZM171 110H175V109H171ZM193 110V109H192ZM203 110V109H202ZM215 110H216V108H215ZM215 110H213V111H215ZM224 110H225V108H224ZM226 110H228V109H226ZM236 110V109H235ZM234 110V111H235ZM95 111H96V109H95ZM120 111V110H119ZM123 111V110H122ZM191 111V110H190ZM217 111V110H216ZM113 112V111H112ZM124 112H126V111H124ZM233 112V111H232ZM101 113H102V111H101ZM101 113H98V114H96V115H99V114H101ZM115 113V112H114ZM128 113L130 114V112H128V110H127V114L125 113V115H127L128 116ZM210 113V112H209ZM214 113V112H213ZM216 113V112H215ZM221 113V112H220ZM224 113H225V111H224ZM224 113H223V115H224ZM95 114V113H94ZM93 114V115H94ZM103 114H105V109H104V113ZM113 114V113H112ZM118 114V113H117ZM120 114V113H119ZM206 114H208V112L206 113ZM211 114V113H210ZM218 114V113H217ZM72 115V114H71ZM123 115H124V113H123ZM122 113H121V118H122ZM169 115H171L170 113H169ZM187 115V114H186ZM189 115H190V113H189ZM233 115V114H232ZM109 116V115H108ZM112 116V115H111ZM115 116V115H114ZM117 116V115H116ZM174 116V115H173ZM177 116H179V115H177ZM194 116V115H193ZM204 116V115H203ZM225 116V115H224ZM36 117V116H35ZM101 117H103V116H101ZM101 117H100V119H101ZM119 117V116H118ZM124 117H126V116H124ZM176 117V116H175ZM97 118V117H96ZM105 118V117H104ZM115 118H117V117H115ZM128 118V117H127ZM199 118V117H198ZM197 118V119H198ZM220 118V117H219ZM98 119V118H97ZM97 119L96 120H94L95 121V123H96V125H97ZM109 119V118H108ZM130 119H131V117H130ZM190 119V118H189ZM192 119V118H191ZM222 119V118H221ZM224 119H226V118H224ZM88 120V119H87ZM99 120V119H98ZM105 120H107V118H105ZM104 119H102L101 121H105ZM116 120H118V119H116ZM125 119H123V121H124ZM201 120H203V119H201ZM205 120H206V118H205ZM214 120V119H213ZM67 121V120H66ZM69 122L71 121V120H68ZM73 121V120H72ZM100 121V120H99ZM98 121V122H99ZM117 122V121H115V119H113L112 121H111V123L112 122ZM122 121V120H121ZM134 121V122H133ZM171 121L172 120H170L169 122H167L168 124L170 123V125H171ZM204 121V120H203ZM209 121V120H208ZM226 121V120H225ZM225 121H221V122H225ZM232 121V120H231ZM234 121V120H233ZM56 122V121H55ZM75 124H77L78 122L76 121H73ZM81 122H83V121H81ZM80 122V124L79 125H81L82 123ZM85 122V121H84ZM84 122H83V124H84ZM130 122V121H129ZM128 122V123H129ZM141 123L140 125L138 124V123ZM153 122V123H152ZM190 122V121H189ZM195 122H196V120H195ZM195 122H193V124L195 123ZM201 122V121H200ZM205 122V121H204ZM211 122V121H210ZM91 123H93V122H91ZM106 123V122H105ZM118 123V122H117ZM121 123V122H120ZM154 124V127H153V125H152V127L154 128V130H153V132H151L150 131V129H151V127L149 126V124ZM232 123V122H231ZM231 123H229V124H231ZM246 123V122H245ZM70 124V123H69ZM73 124V123H72ZM72 124L71 125H69L70 126V128H71V126H72ZM101 124H103V123H101ZM108 124V123H107ZM114 124V123H113ZM112 124V125H113ZM119 124V123H118ZM167 124V125H168ZM185 124H187V123H185ZM213 124V123H212ZM211 123H210V125H212ZM220 124V123H219ZM85 125V124H84ZM91 125V124H90ZM99 125V124H98ZM97 125V126H98ZM123 125V124H122ZM132 125V124H131ZM203 125V124H202ZM221 125H222V123H221ZM226 125H228V124H226ZM65 126V125H64ZM63 126V127H64ZM74 126V125H73ZM82 126V125H81ZM80 126V127H81ZM92 126H95L94 125V123H93V125ZM92 126H88L87 128H85L84 130H85V133L83 132V134H82V139L80 138L79 140H81V141H85L84 139H86V140H88L87 139V137H89L88 135H90L91 136V133H90V131L92 130ZM100 126V125H99ZM114 126V125H113ZM115 126H117V125H115ZM120 126V125H119ZM119 126H117V127H119ZM149 126V127H148ZM185 126V125H184ZM187 126H188V124L185 126V128L187 129ZM205 126V128H206V125H204ZM209 126V125H208ZM223 126H225L224 124H223ZM229 126H232V125H229ZM77 127V126H76ZM76 127H75V129L74 130H76ZM126 126H124V128H125ZM132 126H130V127H128L127 126V129L128 128H130V129H133V127L131 128ZM136 127V126H135ZM211 127V126H210ZM60 128V127H59ZM73 128V127H72ZM84 127H82L81 129H83ZM97 128V127H96ZM108 128V127H107ZM114 128V127H113ZM120 128H121V126H120ZM190 128V127H189ZM213 128V127H212ZM219 128H221V127H219ZM231 128V127H230ZM66 130L65 128H62V130ZM68 129V128H67ZM109 129H112L111 127L109 128ZM123 129V128H122ZM130 129H128V131L130 130ZM136 129V128H135ZM183 129V128H182ZM197 129V128H196ZM196 129H194L195 131H196ZM209 129V128H208ZM218 129V128H217ZM216 129V130H217ZM236 129V128H235ZM62 130H60V131H62ZM79 130V129H78ZM94 130V129H93ZM92 130V131H93ZM107 130V129H106ZM125 130V129H124ZM188 130V129H187ZM193 130V129H192ZM210 130H212V129H209V132H210ZM215 130V131H216ZM220 132L222 131V129L220 130V129H218ZM228 130H230V129H227V131ZM69 131V130H68ZM95 131H98V129L97 130H95ZM95 131H93V132H95ZM110 131V130H109ZM109 131H107V132H109ZM112 131V130H111ZM126 131V130H125ZM133 131H134V129H133ZM190 131V130H189ZM206 131V130H205ZM213 131V130H212ZM211 131V132H212ZM227 131H223V134L225 133L226 134V132ZM231 131H233V130H231ZM236 131V130H235ZM239 131V130H238ZM51 132V131H50ZM55 132V131H54ZM73 132V131H72ZM114 132V131H113ZM112 132V133H113ZM127 132V131H126ZM125 132V133H126ZM171 132V131H170ZM169 132V133H170ZM184 132V131H183ZM196 132H198V130L196 131ZM202 132H204V131H202ZM210 132V133H211ZM260 132V131H259ZM49 133V132H48ZM58 133V132H57ZM130 133V132H129ZM171 133H173V131L171 132ZM178 133V132H177ZM213 133H215V132H212V134ZM222 133V132H221ZM230 135H232L231 134V132H228ZM226 134V137H229L228 135L229 134ZM53 134V133H52ZM59 134V133H58ZM64 134V133H63ZM69 134V133H68ZM97 134V133H96ZM121 132H120V135L118 136V137H120L121 136ZM176 133H174V135H175ZM184 134V133H183ZM193 134V133H192ZM65 135V134H64ZM73 135V134H72ZM71 135V136H72ZM113 135V134H112ZM115 135V134H114ZM118 135V134H117ZM156 135V134H155ZM155 135H154V137H155ZM165 135V134H164ZM163 135V136H164ZM169 135V134H168ZM171 135V134H170ZM177 135V134H176ZM200 135V134H199ZM204 136L206 135V134H203ZM211 135V134H210ZM214 135V134H213ZM61 136V135H60ZM65 136H67V135H65ZM63 137V143H61V144H63V146L65 147L66 145H67V143H68V137ZM70 136V135H69ZM97 137H95V139L97 138L100 142H98V143H100V145H102V143L104 142V141H102V139L101 138H103V137H101L102 135H96ZM131 136V135H130ZM173 136V135H172ZM183 137H184V135H182ZM182 136L180 137V138H182ZM202 136V135H201ZM200 136V137H201ZM209 136V135H208ZM215 136H218V134H216ZM47 137H48V135H47ZM73 137V136H72ZM116 139H120V138H117L116 136H114ZM132 137H133V135H132ZM160 137V136H159ZM178 136H176V138H177ZM199 137V138H200ZM214 137V136H213ZM60 138V137H59ZM77 138V137H76ZM90 138V137H89ZM105 138V137H104ZM103 138V140H105ZM107 138V137H106ZM109 138H110V136H109ZM111 138H112V136H111ZM114 138V139H115ZM127 138H129V137H127ZM163 138V137H162ZM167 138V137H166ZM204 138V137H203ZM202 138V139H203ZM209 138H210V136H209ZM209 138H207V139H209ZM215 138H218V137H215ZM221 138V137H220ZM225 138V137H224ZM261 138V137H260ZM91 139H92V137H91ZM90 139V140H91ZM116 139H115V141H116ZM151 139V138H150ZM159 139V138H158ZM173 139V138H172ZM171 139V140H172ZM194 139V138H193ZM206 139V138H205ZM232 139H233V136H232ZM245 139V138H244ZM247 139V138H246ZM111 140V139H110ZM130 140H132V139H130ZM142 140V141H141ZM166 140V139H165ZM197 140V139H196ZM231 140V139H230ZM262 140V139H261ZM59 141V140H58ZM71 141V140H70ZM126 141H127V139H126ZM153 141V140H152ZM167 141V140H166ZM173 141V140H172ZM177 141H179V140H177ZM189 141V140H188ZM195 141V140H194ZM198 141V140H197ZM213 141V140H212ZM227 141H228V139H227ZM237 141V140H236ZM236 141H234V143L233 144H236L235 142ZM252 141V140H251ZM109 143H110V141H108ZM112 142V141H111ZM114 142V141H113ZM119 142V141H118ZM128 142V141H127ZM132 142V141H131ZM163 142V141H162ZM175 142V141H174ZM182 142V141H181ZM181 142H180V144H181ZM191 142V141H190ZM190 142H188V144L190 143ZM225 143H226V141H224ZM255 142V141H254ZM76 143V142H75ZM79 143V142H78ZM85 143V142H84ZM88 144H90L89 143V141L87 142ZM97 143V142H96ZM133 143V142H132ZM156 143V142H155ZM154 143V144H155ZM165 143V142H164ZM192 143V142H191ZM190 143V144H191ZM209 143V142H208ZM214 143V142H213ZM213 143H211V144H213ZM231 143V142H230ZM71 145H72V143H70ZM117 144L118 143H116V147H117ZM153 144V145H154ZM175 144V143H174ZM217 144V143H216ZM227 144V143H226ZM241 144H243V143H241ZM261 144V143H260ZM46 145H47V143H46ZM46 145H44V146H46ZM95 145H97V144H95ZM104 145L105 144H103V147H104ZM114 145V147H115V144H113ZM119 145V144H118ZM144 145V144H143ZM183 145V144H182ZM219 145V144H218ZM244 146H245V144H243ZM59 146V145H58ZM61 146V145H60ZM59 146V147H60ZM106 146H108V145H106ZM110 146V145H109ZM108 146V147H109ZM119 146H122V144L121 145H119ZM128 146V145H127ZM132 146V145H131ZM141 146V145H140ZM163 146V145H162ZM165 146V145H164ZM178 146V145H177ZM191 146V145H190ZM192 146H195V145H192ZM201 146V145H200ZM204 146V145H203ZM212 146H215V145H212ZM221 146V145H220ZM222 146H224V144L222 145ZM221 146V147H222ZM226 146V145H225ZM243 146V147H244ZM257 146H259L258 144H257ZM47 147V146H46ZM81 147V146H80ZM92 147V146H91ZM95 147V146H94ZM97 147V146H96ZM102 147V148H103ZM108 147L107 148H104V149H108ZM114 147H111V148H109V149H112V148H114ZM147 147V146H146ZM160 147V146H159ZM158 147V148H159ZM168 147H171V146H168ZM174 147V146H173ZM181 147V146H180ZM180 147L178 148V149H180ZM183 147H184V145H183ZM185 147H187V146H185ZM196 147V146H195ZM202 147V146H201ZM230 147V146H229ZM239 147V146H238ZM249 147V146H248ZM97 148H99V146L97 147ZM101 148V149H102ZM200 148V147H199ZM210 148V147H209ZM208 148V149H209ZM212 148V147H211ZM223 148V147H222ZM231 148V147H230ZM233 148H235V149H233V151H235L236 150V147L233 145ZM264 148V147H263ZM90 149V148H89ZM88 149V150H89ZM103 149V150H104ZM108 149V150H109ZM126 149V148H125ZM124 149V150H125ZM130 149V148H129ZM137 149H139V148H137ZM147 149V148H146ZM146 149H145V151H146ZM149 149V148H148ZM147 149V150H148ZM165 149V148H164ZM174 149H175V147H174ZM178 149L176 148V150H173V152L174 151H178ZM232 149V148H231ZM240 149V148H239ZM246 149V148H245ZM245 149H243V151H245ZM59 150V149H58ZM61 150V149H60ZM95 150H96V148H95ZM98 150H100V149H98ZM107 150V151H108ZM114 152H113V151ZM112 150H109V151H112V154L114 153V154H116L117 153V150L114 148V149H112ZM115 150H116V153H115ZM119 150V149H118ZM123 150V152H125ZM134 150H136V148L134 149ZM150 150V149H149ZM167 150V149H166ZM185 150V149H184ZM217 150V149H216ZM215 150V151H216ZM218 150H219V147H218ZM254 150V149H253ZM37 151V150H36ZM46 151V150H45ZM50 151V150H49ZM90 151V150H89ZM97 151V150H96ZM105 152H107L106 150H104ZM142 151L143 150H140V153H142ZM157 151V150H156ZM155 151V152H156ZM180 151V150H179ZM178 151V152H179ZM203 151V150H202ZM232 151V150H231ZM232 151V152H233ZM237 151V150H236ZM240 151H242V149H240ZM262 151V150H261ZM60 152H62V151H60ZM60 152H58V153H60ZM64 152H66V151H64ZM63 152V153H64ZM98 152V151H97ZM119 152V151H118ZM137 152V151H136ZM152 152H154L153 150H152ZM167 152H170V151H167ZM207 152H210V151H208L207 150ZM216 152H218V151H216ZM231 152V153H232ZM239 152V151H238ZM247 152V151H246ZM55 153H57V152H55ZM54 153V155H51L52 157V160L54 159V160H57V159H59V158H57L56 156L58 155H56ZM126 153L128 154V151H126ZM145 153V152H144ZM166 153V152H165ZM175 153V152H174ZM174 153L172 154V155H174ZM181 153V152H180ZM180 153H178V154H180ZM220 153V152H219ZM224 153V152H223ZM222 153V154H223ZM230 152H228V154H229ZM249 153H250V151H249ZM52 154V153H51ZM90 154H92L91 153V151H90ZM113 154V155H114ZM130 154V155H129ZM128 155L129 156H131V153H129ZM227 154V153H226ZM234 154V153H233ZM69 155V154H68ZM74 152H73V154L71 155L70 154V156L68 157V156H66V155H63V159H61L62 161L58 164V165H56V163H54L53 164V167H54V169H52L53 170V172L55 171V172H57V171H60V169L61 170H63V173H65L64 175L62 174V175H59V176H61L60 178H59V176H58V174H56L55 172V174L57 175V178L61 181L62 179H65V178H68V176H70L71 178H73V176L75 175H77V173H86L88 170H90V168L92 169L93 167H94V165H91L90 163H88V161L86 160V159H82L79 163H77L76 165H74V167H73V169L72 168H70V166L72 165L73 166V164H71L70 165V163H72L73 162V160L72 159H74ZM96 155V154H95ZM132 155H134V154H132ZM136 155V154H135ZM135 155H134V157H135ZM164 155V154H163ZM166 155V154H165ZM185 155V154H184ZM219 155V154H218ZM217 155V156H218ZM238 155V154H237ZM248 155V154H247ZM250 155H252V153L250 154ZM257 154H254V156L255 157H257L256 156ZM176 156H178V155H176ZM229 156V155H228ZM54 157V158H53ZM81 157H83V156H81ZM96 157V156H95ZM103 157V156H102ZM113 157H115V156H113ZM116 157L117 158H121V156L119 157V156H117L116 155ZM115 157V158H116ZM230 157H231V155H230ZM236 157V156H235ZM239 157H240V155H239ZM244 157V156H243ZM253 157V156H252ZM123 158V157H122ZM130 158V157H129ZM167 158V157H166ZM217 158V157H216ZM237 158V157H236ZM246 158V157H245ZM248 158V157H247ZM250 158V157H249ZM49 159H50V157H49ZM175 159V158H174ZM225 159H226V157H225ZM229 158L227 157V160H228ZM233 159V158H232ZM239 159V158H238ZM66 160H72V162H69V164H67V166L65 165V166H62L63 165V163H64V161L65 162H67ZM77 160V159H76ZM116 160V159H115ZM122 160H124V159H122ZM148 160V159H147ZM214 160V159H213ZM218 160H220V158L218 159ZM234 160V159H233ZM240 160H241V158H240ZM250 159H248V161H249ZM253 160V159H252ZM252 160H251V162H252ZM57 161H59V160H57ZM136 161V160H135ZM178 161H180V160H178ZM229 162L230 161H232V160H228ZM235 161V160H234ZM233 161V162H234ZM254 161V160H253ZM105 162V161H104ZM106 162H107V160H106ZM110 162V161H109ZM108 162V163H109ZM116 162V161H115ZM114 162V165L113 166H115V165H117V163H115ZM119 163H120V161H118ZM127 162V161H126ZM129 162V161H128ZM226 162V161H225ZM245 162V161H244ZM247 162V161H246ZM256 162H257V160H256ZM258 162H259V160H258ZM48 163H49V161H48ZM100 163V162H99ZM124 163H125V161H124ZM158 163H159V161H158ZM212 163V162H211ZM260 163V162H259ZM44 164H46V163H44ZM43 164V165H44ZM151 164V163H150ZM158 165V164H156L155 162L153 163V165ZM173 164V163H172ZM236 164V163H235ZM242 163H240L239 165H241ZM254 164V163H253ZM263 164H264V161H263ZM104 165V164H103ZM109 165H111V163L109 164ZM127 165V164H126ZM125 165V166H126ZM149 165V164H148ZM152 165V164H151ZM214 165V164H213ZM225 165H226V163H225ZM260 165H262L261 163H260ZM46 166V165H45ZM56 166V167H55ZM93 166V167H92ZM100 166V165H99ZM112 166V167H113ZM124 166V165H123ZM122 166V167H123ZM124 166V167H125ZM134 166H136V164L134 165ZM145 166V165H144ZM162 166V165H161ZM192 166V165H191ZM220 166V165H219ZM245 167H246V164L244 165ZM250 166V165H249ZM255 166H258V165H255ZM255 166H254V168H255ZM50 167V166H49ZM49 167L47 166L46 167V169L48 168L49 169ZM101 167V166H100ZM116 167V166H115ZM156 167V166H155ZM251 167H253V166H251ZM261 167V166H260ZM264 166H262V168H263ZM26 168V167H25ZM62 168H65V169H62ZM103 169H106L105 167H102ZM132 168V167H131ZM140 168V167H139ZM142 168V167H141ZM141 168L139 169V170H141ZM146 168V170H148L149 171V169H147V167H145ZM153 168V167H152ZM183 168V167H182ZM235 168H237V167H235ZM253 168V169H254ZM262 168H261V170H262ZM72 169V170H71ZM93 169H95V168H93ZM92 169V170H93ZM103 169H101V170H97L99 173H98V179H99V182L101 183V185H103L104 184V182H105V180H106V172L108 173V171H106V172H104L103 171ZM109 169H111L110 167H109ZM120 169V168H119ZM225 169V168H224ZM227 169H229V168H227ZM260 169V168H259ZM264 169V168H263ZM65 170V171H64ZM108 170V169H107ZM143 170V169H142ZM174 170V169H173ZM229 170H231V168L229 169ZM238 170V169H237ZM250 170V169H249ZM28 171V170H27ZM43 171V170H42ZM44 171H46V170H44ZM94 171V170H93ZM110 172H111V170H109ZM122 171V170H121ZM168 171V170H167ZM182 172L184 171V170H181ZM189 171V170H188ZM232 172H233V170H231ZM48 172H50L49 170H48ZM52 172V171H51ZM51 172H50V175H51ZM52 172V173H53ZM61 172L62 171H60V172H57V173H59V174H61ZM90 172V171H89ZM95 172V171H94ZM186 172V171H185ZM230 172V171H229ZM253 172L255 173H257L258 171L256 170H253ZM263 172V171H262ZM143 173V172H142ZM167 173V172H166ZM249 173V172H248ZM44 174L47 176V173L46 172H44ZM49 174V173H48ZM111 174V173H110ZM109 174V175H110ZM113 174V173H112ZM124 174V173H123ZM150 174V173H149ZM223 174V173H222ZM249 174H251V172L249 173ZM260 174V173H259ZM23 175V174H22ZM54 175V174H53ZM53 175L51 176V178L53 177ZM95 175H97L96 174V172H95ZM139 175V174H138ZM224 175V174H223ZM226 175V174H225ZM49 176V175H48ZM45 177V179L46 178H49V177ZM65 177V178H62V177ZM82 176V175H81ZM211 176V175H210ZM214 176V175H213ZM231 176H232V174H231ZM25 177V176H24ZM108 177H110V176H108ZM228 177H230L229 175H228ZM227 177V178H228ZM247 177H249V176H247ZM26 178H28V177H26ZM56 178V177H55ZM70 178V180L72 181V179ZM75 178V177H74ZM236 178V177H235ZM238 178H240V177H238ZM242 179H243V177H241ZM262 178V177H261ZM260 178V179H261ZM79 179V178H78ZM98 179H97V181H98ZM52 180V179H51ZM51 180L49 181V182H51ZM56 180V179H55ZM59 180H57L58 182L57 183H59ZM108 180H110V179H108ZM113 180V179H112ZM111 180V181H112ZM120 180V179H119ZM235 180H237V179H235ZM244 180H246V179H244ZM243 180V181H244ZM249 180V179H248ZM247 180V181H248ZM252 180H254V179H252ZM44 181V180H43ZM53 181V180H52ZM111 181H109V185H110V183H111ZM183 181V180H182ZM191 181V180H190ZM242 181V180H241ZM47 182V181H46ZM55 182V181H54ZM99 182H97L98 184V186L99 187H101V185H99ZM126 182V181H125ZM124 182V183H125ZM129 182V181H128ZM184 182H186L187 183V181H185L184 180ZM189 182V181H188ZM39 183V182H38ZM65 183H67V185H69V184H71V182L69 183V181L66 179L65 180ZM69 183V184H68ZM116 183H117V181H116ZM130 183V182H129ZM183 183V182H182ZM183 184V187H182V185H181V187L184 189V190H182V191H184V192H189L190 190H195V192H196V190L197 189H195L194 187V189H192L191 187V185H189V184ZM236 183V182H235ZM30 184V183H29ZM56 184V183H55ZM59 184H61V182L59 183ZM62 184H64V183H62ZM78 184H80V183H78ZM82 184V183H81ZM119 184V183H118ZM117 184V185H118ZM178 184V183H177ZM193 184V183H192ZM198 186H200L198 183H196ZM202 184H203V182H202ZM236 184H238V183H236ZM47 185H49V184H47ZM52 185H54V184H52ZM72 185V184H71ZM93 185V184H92ZM105 185H106V183H105ZM108 185V184H107ZM113 185H114V183H113ZM129 185V184H128ZM179 185V184H178ZM188 185H189V187H188ZM226 185V184H225ZM230 185V184H229ZM234 185V184H233ZM249 185V184H248ZM258 185V184H257ZM263 185H264V181H263ZM38 186H40L39 184H38ZM56 186V185H55ZM64 186H65V184H64ZM77 186H80V185H77V183L75 182L73 185H72V188H77ZM124 186V185H123ZM197 186V187H198ZM224 186V185H223ZM250 186V185H249ZM61 187V186H60ZM103 187V186H102ZM261 187H264V186H261ZM260 187V188H261ZM27 188V187H26ZM46 188V187H45ZM49 188V187H48ZM54 188V187H53ZM53 188H51V190L53 189ZM68 188H69V186H68ZM199 188V187H198ZM236 188V187H235ZM253 188V187H252ZM28 189H30V188H28ZM27 189V190H28ZM47 189V188H46ZM55 189H56V187H55ZM62 189V188H61ZM102 189V188H101ZM181 189V188H180ZM32 190V189H31ZM54 190V189H53ZM66 190V189H65ZM69 190V189H68ZM99 190V189H98ZM106 190V189H105ZM200 190V189H199ZM264 190V189H263ZM40 191V190H39ZM44 191H46V190H44ZM58 191V190H57ZM78 191H80V190H78ZM77 191V192H78ZM101 191V190H100ZM175 191V190H174ZM181 191V192H182ZM213 191V190H212ZM236 191V190H235ZM240 191V190H239ZM249 191V190H248ZM74 192V191H73ZM76 192V193H77ZM94 192V194L95 193H97L98 194V192H95V191H93ZM252 191H250V193H251ZM26 193V192H25ZM27 193H30V192H27ZM32 193V192H31ZM42 193H43V191H42ZM60 193V192H59ZM63 194H64V192H62ZM70 193H71V191H70ZM81 193V192H80ZM221 193V192H220ZM231 193V192H230ZM244 193H245V191H244ZM254 193H255V191H254ZM39 194V193H38ZM38 194H34V195H36V197H38ZM55 194L57 195V193L55 192ZM54 194V195H55ZM97 194H96V196H97ZM100 194V193H99ZM157 194H159V193H157ZM172 194V193H171ZM175 194H176V192H175ZM187 195H191V194H189V193H186ZM193 194V193H192ZM242 194V193H241ZM28 195V194H27ZM33 194H31L30 196H32ZM43 195V194H42ZM249 195V194H248ZM45 196V198H46V196L47 195H44ZM44 196H43V198H44ZM61 196V195H60ZM87 196V195H86ZM15 197V196H14ZM59 197V196H58ZM58 197H56V199L58 198ZM89 197V196H88ZM99 197V196H98ZM182 197V196H181ZM185 197V196H184ZM192 197V196H191ZM194 197V196H193ZM231 197V196H230ZM242 197H244L243 195H242ZM26 198V197H25ZM31 198V197H30ZM34 198H35V196H34ZM39 198H42V196L40 197V195H39ZM44 198V199H45ZM92 198V197H91ZM95 198V197H94ZM186 198V197H185ZM203 198V197H202ZM27 199V198H26ZM37 199V198H36ZM52 199V198H51ZM59 199V198H58ZM62 199V198H61ZM61 199H59L60 201H62ZM199 199V198H198ZM204 199H205V197H204ZM14 200H16V199H14ZM41 201V199H38V201ZM76 200V199H75ZM183 200H185V199H183ZM187 200V199H186ZM191 199H188L187 201H189V202H191L190 201ZM215 200V199H214ZM18 201V200H17ZM33 201H35V200H33ZM69 201V200H68ZM94 201V200H93ZM239 201V200H238ZM27 202H28V199H27V201H26V203H20L21 205L22 204H24L25 206H27V208H25V207H23V209H25V210H28V208L29 207H31L32 205H33V203H32V205H31V203H30V206L28 207V205H29V202H30V199H29V202H28V205H27ZM52 202V201H51ZM172 202V201H171ZM184 202H186V201H184ZM183 201H182V203H184ZM251 202V201H250ZM9 203H11V202H9ZM35 203H36V201L34 202V205H35ZM44 203V202H43ZM62 203H64L65 204V202H62ZM67 203V202H66ZM69 203V202H68ZM173 203V202H172ZM181 203V202H180ZM179 203V204H180ZM188 203V202H187ZM239 203V202H238ZM246 203V202H245ZM16 204V203H15ZM20 204H18L19 206H20ZM37 204H39V203H37ZM37 204H36V206H37ZM44 204H46V203H44ZM48 204V203H47ZM56 204V203H55ZM233 204V203H232ZM250 204H252V202L250 203ZM261 204V203H260ZM259 204V205H260ZM263 204V203H262ZM70 205V204H69ZM200 205H202V204H200ZM213 205H214V203H213ZM234 205V204H233ZM232 205V206H233ZM17 206V205H16ZM23 206V205H22ZM22 206H21V208H22ZM174 206H175V204H174ZM215 206V205H214ZM246 206V205H245ZM247 206H248V203H247ZM4 207V206H3ZM33 207V206H32ZM47 208H48V206H46ZM59 207V206H58ZM63 207V206H62ZM170 207V206H169ZM177 207V206H176ZM201 207V206H200ZM20 208V207H19ZM44 208V207H43ZM61 208V207H60ZM72 208V207H71ZM178 208V207H177ZM181 208H182V206H181ZM186 208H187V206H186ZM4 209V208H3ZM2 209V210H3ZM8 209L10 210V208L8 207ZM22 209V210H23ZM32 209V208H31ZM31 209H30V211H31ZM33 209H35V207L33 208ZM55 209V208H54ZM137 209V208H136ZM185 209V208H184ZM202 209V208H201ZM233 209V208H232ZM7 210V209H6ZM17 210V209H16ZM58 210V209H57ZM61 210V209H60ZM73 210V209H72ZM168 210V209H167ZM192 210H194V209H192ZM19 211V210H18ZM20 211H21V209H20ZM48 211V210H47ZM56 211V210H55ZM143 211V210H142ZM171 211V210H170ZM228 211V210H227ZM230 211V210H229ZM255 211V210H254ZM1 212V211H0ZM7 212V211H6ZM70 212V211H69ZM99 212V211H98ZM179 212V211H178ZM191 212V211H190ZM211 212V211H210ZM217 212V211H216ZM23 213V212H22ZM25 213V212H24ZM58 213H59V211H58ZM185 213H186V211H185ZM184 213V214H185ZM188 213V212H187ZM192 213V212H191ZM208 213V212H207ZM239 213V212H238ZM10 214V213H9ZM18 214H20V212L19 213H17L16 215H18ZM26 214V213H25ZM27 214H29L28 212H27ZM32 214V213H31ZM75 214V213H74ZM82 214V213H81ZM87 214V213H86ZM183 214V215H184ZM224 214V213H223ZM235 214V213H234ZM242 214V213H241ZM257 214V213H256ZM15 215V214H14ZM59 215V214H58ZM72 215V214H71ZM76 215V214H75ZM84 215V214H83ZM105 215V214H104ZM167 215V214H166ZM190 215V214H189ZM215 215H218V214H216L215 213ZM11 216V215H10ZM27 216V215H26ZM34 216V215H33ZM44 216V215H43ZM96 216H97V214H96ZM129 216V215H128ZM173 216V215H172ZM185 216V215H184ZM192 216V215H191ZM222 216V215H221ZM68 217V216H67ZM66 217V218H67ZM141 217V216H140ZM214 217V216H213ZM225 217V216H224ZM254 217V216H253ZM6 218V217H5ZM5 218H3V219H5ZM12 218V217H11ZM10 218V219H11ZM17 218V217H16ZM99 218V217H98ZM101 218V217H100ZM119 218V217H118ZM121 218V217H120ZM139 218V217H138ZM170 218V217H169ZM258 218V217H257ZM10 219H9V217H8V220L10 221ZM78 219V218H77ZM173 219H176V217L175 218H173ZM185 219V218H184ZM209 219V218H208ZM70 221L71 220H73V218H71V219H69ZM83 220V219H82ZM87 220H88V218H87ZM163 220V219H162ZM169 220V219H168ZM197 220V219H196ZM206 220V219H205ZM234 220V219H233ZM257 220V219H256ZM259 220V219H258ZM9 221L7 222V223H9ZM79 220H77V222H78ZM90 221V220H89ZM166 221V220H165ZM198 221V220H197ZM218 221V220H217ZM72 222H74V220L72 221ZM76 222V221H75ZM163 222V221H162ZM177 222V221H176ZM209 222H212V221H209ZM230 222V221H229ZM20 223V222H19ZM91 223V222H90ZM159 223V222H158ZM171 223H173V222H171ZM203 223H204V221H203ZM206 223V222H205ZM238 223V222H237ZM11 224V223H10ZM60 224H61V222H60ZM64 224V223H63ZM80 224V223H79ZM163 224V223H162ZM178 224V223H177ZM186 224V223H185ZM211 224V223H210ZM222 224V223H221ZM71 225V224H70ZM74 225V224H73ZM81 225H82V223H81ZM168 225V224H167ZM170 225H172V224H170ZM173 225H175V223L173 224ZM217 225V224H216ZM242 225V224H241ZM240 225V226H241ZM20 226V225H19ZM72 226V225H71ZM160 226V225H159ZM166 226V225H165ZM187 226V225H186ZM7 227V226H6ZM70 227V226H69ZM68 227V228H69ZM74 227V226H73ZM184 227V226H183ZM70 228H72V227H70ZM90 228V227H89ZM166 228V227H165ZM6 229V228H5ZM74 229V228H73ZM91 229V228H90ZM89 229V230H90ZM100 229V228H99ZM169 229V228H168ZM170 229H171V227H170ZM193 229V228H192ZM210 229V228H209ZM235 229V228H234ZM251 229V228H250ZM258 229V228H257ZM13 230V229H12ZM62 230V229H61ZM76 230V229H75ZM172 230H173V228H172ZM194 230V229H193ZM69 231V230H68ZM230 231V230H229ZM235 231V230H234ZM253 231V230H252ZM88 231H86V233H87ZM94 232V231H93ZM162 232V231H161ZM190 232V231H189ZM71 233V232H70ZM74 233V232H73ZM106 233V232H105ZM192 233V232H191ZM231 233V232H230ZM29 234V233H28ZM31 234V233H30ZM88 234V233H87ZM111 234V233H110ZM113 234V233H112ZM168 234H169V232H168ZM25 235V234H24ZM81 235V234H80ZM173 235V234H172ZM176 235V234H175ZM195 235H197V234H195ZM260 235V234H259ZM21 236V235H20ZM73 236V235H72ZM71 236V237H72ZM88 236H90V235H88ZM147 236V235H146ZM157 236V235H156ZM155 236V237H156ZM254 236V235H253ZM7 237V236H6ZM77 237V236H76ZM158 237V236H157ZM169 237H171V236H169ZM191 237V236H190ZM60 238V237H59ZM70 238V237H69ZM163 238V237H162ZM166 238H167V236H166ZM225 238V237H224ZM72 239H74V237H72ZM88 239V238H87ZM131 239V238H130ZM179 239V238H178ZM199 239V238H198ZM226 239V238H225ZM75 240H77V242H79L80 240H81V238H80V240H78V239H75ZM93 240V239H92ZM165 240H168V239H165ZM228 240V239H227ZM64 241V240H63ZM68 241V240H67ZM73 241V240H72ZM82 242H83V240H81ZM202 241H203V239H202ZM205 241V240H204ZM243 241V240H242ZM24 242V241H23ZM62 242V241H61ZM182 242V241H181ZM189 242V241H188ZM188 242H185V243H188ZM24 243H26V242H24ZM86 243V242H85ZM213 243V242H212ZM71 244V243H70ZM130 244V243H129ZM140 244V243H139ZM224 244V243H223ZM44 245V244H43ZM129 246V245H128ZM143 246V245H142ZM157 246H159V245H157ZM174 246V245H173ZM222 246V245H221ZM81 247V246H80ZM151 248H152V246H150ZM160 248L162 247V246H159ZM189 247V246H188ZM133 248V247H132ZM138 248V247H137ZM140 248V247H139ZM155 248V247H154ZM69 249V248H68ZM181 249V248H180ZM217 249V248H216ZM46 250V249H45ZM44 250V251H45ZM85 250V249H84ZM159 250V249H158ZM162 250V249H161ZM160 250V251H161ZM182 250V249H181ZM188 250V249H187ZM58 251V250H57ZM80 251V250H79ZM124 251V250H123ZM214 251V250H213ZM260 251V250H259ZM86 252H87V250H86ZM125 252V251H124ZM155 252H158L157 250L155 251ZM170 252V251H169ZM69 253V252H68ZM136 253V252H135ZM172 253V252H171ZM187 253V252H186ZM192 253V252H191ZM191 253H190V255H191ZM218 253V252H217ZM38 254V253H37ZM137 254V253H136ZM153 254H154V252H153ZM246 254V253H245ZM61 255V254H60ZM187 255V254H186ZM217 255V254H216ZM65 256V255H64ZM60 257V256H59ZM161 257V256H160ZM46 258V257H45ZM133 257H131V258H129V259H131V262L132 263H134L132 260ZM171 258V257H170ZM244 258V257H243ZM126 259H128V258H126ZM129 259H128V261H129ZM176 259V258H175ZM245 259V258H244ZM119 260V259H118ZM184 260V259H183ZM115 261V260H114ZM134 261H135V259H134ZM139 261V260H138ZM138 261H137V263H138ZM242 261V260H241ZM56 262V261H55ZM72 262V261H71ZM149 262H150V260L148 261V264H149ZM156 262V261H155ZM186 262V261H185ZM128 263V262H127ZM132 263H128V264H132ZM141 263H143V261L141 262ZM146 263V262H145ZM144 263V264H145ZM154 263V262H153ZM187 263V262H186ZM262 263V262H261ZM139 264H140V262H139ZM151 264V263H150ZM162 264V263H161Z\"/></svg>","mask_w":264,"mask_h":264}]
</instances>
